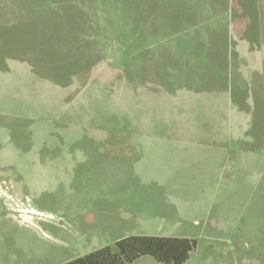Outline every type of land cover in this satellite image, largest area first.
<instances>
[{
  "label": "rangeland",
  "instance_id": "rangeland-1",
  "mask_svg": "<svg viewBox=\"0 0 264 264\" xmlns=\"http://www.w3.org/2000/svg\"><path fill=\"white\" fill-rule=\"evenodd\" d=\"M148 232L264 264V0H0V264Z\"/></svg>",
  "mask_w": 264,
  "mask_h": 264
},
{
  "label": "trees",
  "instance_id": "trees-1",
  "mask_svg": "<svg viewBox=\"0 0 264 264\" xmlns=\"http://www.w3.org/2000/svg\"><path fill=\"white\" fill-rule=\"evenodd\" d=\"M195 245L187 238L134 235L64 264H131L141 257L160 264H184Z\"/></svg>",
  "mask_w": 264,
  "mask_h": 264
},
{
  "label": "crops",
  "instance_id": "crops-1",
  "mask_svg": "<svg viewBox=\"0 0 264 264\" xmlns=\"http://www.w3.org/2000/svg\"><path fill=\"white\" fill-rule=\"evenodd\" d=\"M225 98L227 99V97H225ZM223 100H224V97H223ZM227 106L228 105H224V107H227ZM226 109H228V108H226ZM224 113H225L224 114L225 116H224V120H223V124H222L224 126V131L223 132H228L229 114L227 113L226 110H225ZM218 125H220V124H217V126ZM232 125H235V124H231L230 126H232ZM212 129H214L213 132H215V128L213 127ZM226 134H222V135H226ZM217 137L216 136H213V137L210 136L209 138H213V139H211L212 141H214V140H220V138L219 137L217 138ZM146 138H154L153 141H157V142H167V141L176 142L177 143V146H174V148H176V150L177 149H183V150H185V149H188V148L193 149V148H195V146H197L195 144H197L198 141H202V140H199V139H195V136L192 137V136H188V135H183V136L182 135H176V136H172L173 139H170V140L161 139V138H164V137H160V136H148ZM171 171H175V170H171ZM172 188H175V187H172ZM158 232L157 233L148 232V233L134 234V235H136V236H162V237H175V238H179V237H176V236H172L170 234H158ZM134 235H130V236H134ZM125 237H128V236H125ZM131 264H159V263H157L154 259H151V258H148V257H141V258L137 259L136 261H134Z\"/></svg>",
  "mask_w": 264,
  "mask_h": 264
}]
</instances>
